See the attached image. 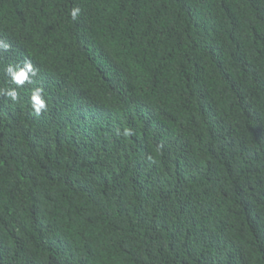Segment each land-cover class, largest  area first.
Wrapping results in <instances>:
<instances>
[{
  "label": "trees",
  "instance_id": "obj_1",
  "mask_svg": "<svg viewBox=\"0 0 264 264\" xmlns=\"http://www.w3.org/2000/svg\"><path fill=\"white\" fill-rule=\"evenodd\" d=\"M0 41V264H264V0H0Z\"/></svg>",
  "mask_w": 264,
  "mask_h": 264
},
{
  "label": "clouds",
  "instance_id": "obj_2",
  "mask_svg": "<svg viewBox=\"0 0 264 264\" xmlns=\"http://www.w3.org/2000/svg\"><path fill=\"white\" fill-rule=\"evenodd\" d=\"M80 9L74 7L71 10V17L73 20L77 18ZM10 45L0 41V48H3L5 51L8 50ZM6 73L11 78V81L17 85V87H22L25 83H32V77H35L38 73V69L34 67L30 60H26L22 65L10 64L6 68ZM0 95H4L11 99V101L16 102L19 99V92L16 88L4 90L0 92ZM31 107L34 109L35 115L39 116L42 112L47 110L46 99L44 98V89L42 87H35L31 91ZM130 134L129 130H125V135Z\"/></svg>",
  "mask_w": 264,
  "mask_h": 264
}]
</instances>
